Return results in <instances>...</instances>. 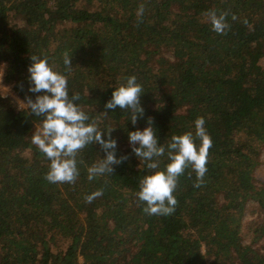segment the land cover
I'll return each instance as SVG.
<instances>
[{
    "label": "trees",
    "instance_id": "16d2710c",
    "mask_svg": "<svg viewBox=\"0 0 264 264\" xmlns=\"http://www.w3.org/2000/svg\"><path fill=\"white\" fill-rule=\"evenodd\" d=\"M212 9L229 13L226 34L207 22ZM31 54L67 75L69 95L80 94L76 103L105 139L114 129L117 157L128 159L89 180L87 168L105 155L89 144L75 183L48 182L50 162L31 142L43 117L0 94V264H264V183L255 177L264 150V0H0V66L22 100L36 95ZM131 75L144 91L135 125L119 107L103 115L113 86ZM198 116L213 141L204 183L194 187L186 169L175 211L147 215L136 193L150 172L128 133L151 117L166 145L194 133ZM158 159L163 169L167 153ZM251 204L259 220L246 223Z\"/></svg>",
    "mask_w": 264,
    "mask_h": 264
},
{
    "label": "clouds",
    "instance_id": "9594fccd",
    "mask_svg": "<svg viewBox=\"0 0 264 264\" xmlns=\"http://www.w3.org/2000/svg\"><path fill=\"white\" fill-rule=\"evenodd\" d=\"M144 10V5L141 4L137 10L139 22H143ZM228 15L226 11L218 13L212 9L206 13V18L212 30L223 35L230 28ZM232 19L236 20L237 17L233 14ZM244 23L247 25L248 21L244 20ZM30 60L28 91L36 94L35 99L26 96L25 100H18V107L27 109L35 117H43L40 125L35 126L31 142L50 162L45 179L53 184L75 183L79 176L78 155L89 144H98L105 154L87 168L89 180L114 173V166L128 159L127 155L117 157V141L111 136L114 129L107 130L108 138L105 139V131L99 129L94 119L89 122L88 114L76 103L80 100V94L69 95L67 75L54 70L47 57L31 54ZM63 64L65 72L71 73L72 57L67 51L63 53ZM113 88L111 99L104 105L106 111L103 115L107 116V110L119 107L130 113L133 125L137 124L145 113L141 104L144 91L137 82V77L128 76L124 82L118 81ZM153 123V119L149 117L143 130L137 128L128 133L132 153L141 162H146V168L150 172L140 179L136 197L147 215L167 216L175 211L178 202L174 192L179 177L186 169L191 168L195 173L194 187H200L204 183L207 157L213 141L202 116L194 121V133L187 131L174 134L166 145L159 142ZM165 153L168 163L161 169L158 158L165 156ZM102 192L103 189L97 190L86 196L85 200L91 203Z\"/></svg>",
    "mask_w": 264,
    "mask_h": 264
},
{
    "label": "rangeland",
    "instance_id": "374dc122",
    "mask_svg": "<svg viewBox=\"0 0 264 264\" xmlns=\"http://www.w3.org/2000/svg\"><path fill=\"white\" fill-rule=\"evenodd\" d=\"M0 71H2V66H0ZM3 93H6V90H3ZM261 160H262V164L255 171V177L257 179L258 184L264 183V150L262 152ZM252 207H253V204H251V206L249 207L248 212L245 213L244 220H245L246 223L253 222L256 219L259 220L258 216L256 214L252 213V210H253ZM262 217L263 216H261V218ZM245 241L249 242L250 239L247 237ZM260 245H264V237L260 241Z\"/></svg>",
    "mask_w": 264,
    "mask_h": 264
},
{
    "label": "built area",
    "instance_id": "2783aa9c",
    "mask_svg": "<svg viewBox=\"0 0 264 264\" xmlns=\"http://www.w3.org/2000/svg\"><path fill=\"white\" fill-rule=\"evenodd\" d=\"M1 66L2 71H0V94L4 97H12L18 103V100H20L21 98L15 92L13 84H9L6 82L4 74V64H2ZM3 90H6V93H3Z\"/></svg>",
    "mask_w": 264,
    "mask_h": 264
}]
</instances>
